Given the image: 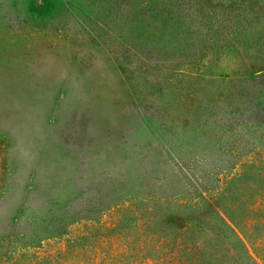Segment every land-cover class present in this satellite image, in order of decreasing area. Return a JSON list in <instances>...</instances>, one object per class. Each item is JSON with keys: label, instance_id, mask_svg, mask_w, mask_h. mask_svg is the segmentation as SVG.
Returning a JSON list of instances; mask_svg holds the SVG:
<instances>
[{"label": "rangeland", "instance_id": "obj_1", "mask_svg": "<svg viewBox=\"0 0 264 264\" xmlns=\"http://www.w3.org/2000/svg\"><path fill=\"white\" fill-rule=\"evenodd\" d=\"M0 264H264V0H0Z\"/></svg>", "mask_w": 264, "mask_h": 264}]
</instances>
